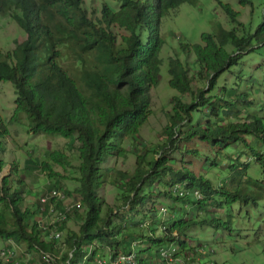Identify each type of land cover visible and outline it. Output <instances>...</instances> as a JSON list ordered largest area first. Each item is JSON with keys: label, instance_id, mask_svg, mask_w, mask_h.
Masks as SVG:
<instances>
[{"label": "trees", "instance_id": "trees-1", "mask_svg": "<svg viewBox=\"0 0 264 264\" xmlns=\"http://www.w3.org/2000/svg\"><path fill=\"white\" fill-rule=\"evenodd\" d=\"M192 1L119 0L117 10L104 4L96 21L84 8L85 0H0V17L10 16L26 34L25 40L12 52L0 50V82L12 83L17 95L16 112L11 121L17 123L26 115L35 135L68 139L69 148L73 150L75 140L80 143L77 159L81 187L74 190L80 200L63 184L67 177L57 171V166L66 169L71 165L65 151L46 152L41 165H27L28 171L21 169V175L15 161L10 164V171L4 173L5 162L0 159V240L8 248L14 246L17 255L25 245L27 253L49 255L59 264H99L100 258L110 264L111 257L122 255L133 256L135 264H194L212 251L208 249L205 253L191 246L189 232L192 229L212 227L232 233L230 221L223 222L208 214L210 208L219 211L223 206L229 210L239 202L250 203L255 196L263 199L260 193L244 185L249 164L232 162L228 169L231 183L235 181V185L222 183L214 187L186 163L178 168L179 160L171 155L177 151L182 155H199L196 148L180 149L184 140L198 139L216 154L230 145L243 143L264 165V153L260 149L264 144V116L246 115L238 110L235 121L225 122L219 119L222 109L219 99L210 95L223 74L241 67L246 55L264 47V24L251 37H239L237 29H219L216 35H201V45H181V50L194 55L200 68L198 77L206 84L201 89H193L194 77L189 76L179 59L170 60L169 85L180 94L191 96V103H184L178 97L173 99L172 112L168 115L170 124L164 132L165 142L155 147L149 145V152L159 155L158 159L146 160L144 154L148 153L144 151L142 155L137 154L133 172H115L112 183L122 190L117 196L118 201L121 196V207L108 205L97 196L109 176V171L101 169L103 162L127 157L128 151L122 142L135 136L137 139L140 128L148 124L152 115L150 91L158 84L159 54L164 44L162 19L168 9ZM241 3L248 5L251 1L241 0ZM219 4L232 23L239 24L240 13L229 4ZM139 30L147 32L146 43L141 42ZM228 46L232 47L230 52L226 49ZM68 66L81 67L80 75L68 73ZM241 96L242 100L230 99L237 104L243 102L247 108L256 107L249 93ZM200 107H209L206 117L213 121L203 126L197 124L184 133L181 126L192 124L193 114L198 113ZM222 113L225 117L230 115L229 111ZM8 136L9 131L0 120L1 155H4V141ZM137 144L139 146L138 141ZM206 162L211 167L217 165L216 160ZM42 173L56 179V184H46L36 196L32 194L33 184L40 181ZM12 174H17L16 183L24 194L12 187ZM162 183L166 188L159 186L158 191L153 190ZM55 189L77 198L86 208V218L79 232L68 226L76 220L81 208L68 214L67 220L59 226V232L64 233L61 241L41 229L38 218L41 200ZM143 189H148V193H143ZM152 196L171 200V214L161 209L157 213V217H161H156L159 222L153 218L156 207L147 215L143 214ZM49 205H58V201L52 200ZM58 208L64 210L62 205ZM122 210L134 218L117 224L121 216L125 217L117 214ZM190 211H196L197 215L189 214ZM199 212L205 214L203 219L199 218ZM140 216L150 223L140 224L141 221L135 219ZM130 237H139L148 244L138 246L134 239L128 240Z\"/></svg>", "mask_w": 264, "mask_h": 264}, {"label": "rangeland", "instance_id": "rangeland-1", "mask_svg": "<svg viewBox=\"0 0 264 264\" xmlns=\"http://www.w3.org/2000/svg\"><path fill=\"white\" fill-rule=\"evenodd\" d=\"M250 1V4L243 5L241 0H193L190 3L180 5L176 9H168L161 22V38L164 44L159 54L161 65L157 74L158 84L150 91L152 115L150 116L149 122L140 128L137 139H135V136L133 138H127L122 142L123 148H126L128 151L127 157L109 158L101 165V169L104 172L107 173L109 171V176L107 183L98 190L97 196L104 199L108 205L113 207L115 205L118 207L122 206V202L120 201L121 196L119 201L117 198L122 193V190L112 183L115 179L116 171L133 172L136 167L137 154L142 155L144 151L148 153L144 154L146 155V160L158 159L159 155L149 152V145L151 144V147H155L165 142L164 132L170 124L168 115L172 112L173 99L176 97L181 98L187 104H190L192 101L191 96L182 95L170 87V60L179 59L186 68L189 76L194 77L193 89H201L206 84V81L203 80L202 82L198 77L200 68L195 61L194 55H189L181 50V45H201V35H216L219 29L225 31L237 29L239 37L243 38L253 36L256 30L264 24V0ZM219 3L229 4L235 12L240 13L239 24L232 23ZM104 4H108L117 10L119 0H85L84 8L89 12V16L97 21L100 19V10ZM117 33L119 35L123 34L121 31H117ZM138 35L141 42L146 43L147 32L139 30ZM25 38L26 34L24 31L19 28L10 16L5 18L0 17V50L12 52L18 43L23 42ZM254 47L257 48L255 42ZM229 48L232 47H226L228 52H230ZM242 61L243 65L241 67L223 74L218 79L216 88L210 93L211 96L219 99L218 104L222 107L219 119L223 118L225 122L235 121L234 116L238 114V110L244 111L246 115L257 114L258 116H264V47L256 53L246 55ZM71 66H68V73L80 75L81 67ZM245 93H249L251 100L256 101V107L247 108V105L243 102L237 104L230 99V97L232 99L238 97V99L242 100L241 95ZM16 99L17 95L13 84L0 82V120L9 131V136L4 141V155L0 154V159H3L5 162L3 168L4 173L10 171V164L14 161L17 163L16 169L18 174L21 175V169L27 168V165H41L45 159L46 152L50 150L65 151L70 157L71 165L66 169L62 166H57V171L67 177V179L63 180V184L68 187L72 195L77 196L74 190L81 187L80 182H78L79 160L77 159V149L80 143L75 140L73 145L75 149L73 150V148H69L70 141L68 139L50 138L43 134L35 135L31 132L32 123L26 115L21 116L17 123L12 122V117H14L12 115L16 112ZM208 109L209 107H200L199 112L193 114L192 124L186 123L181 126L183 127L184 133H187L190 128L197 124L203 126L213 121V119L206 117ZM226 111H229V117L223 115L222 112ZM137 141L139 142V146ZM254 145L257 146V144ZM181 147L180 149L182 150L196 148L199 155H182L180 151L175 152L171 157L179 160L178 168H181L186 163L197 174H203L214 187L222 183H225L227 186H231V184L235 185V181L231 183V172L228 169V166L232 162L239 161L243 164H249L250 169L244 185L251 191L260 193L263 196V199L255 196L250 203L239 202L229 210H226L223 206L219 211L210 208L208 214L215 215L223 222L226 220L230 221L232 233L229 234L227 231L215 230L212 227L192 229L189 232L191 246L195 249L200 248L205 253L208 252V249L212 251L211 254L205 255L194 264H264V165L253 156L249 148L243 143L230 145L220 154H216L213 149L209 150V145L202 143L198 139L193 141L184 140ZM260 149L264 153V144L260 145ZM30 157L35 161H32ZM207 159L216 160L217 165L213 167L209 166L206 162ZM24 171L28 170L25 169ZM17 177V174L11 175V185L19 193L24 194L23 188H20L16 183ZM40 177V181L33 184L34 189L32 194L36 196H38L40 191L44 190L46 184L56 182V179L49 178L46 173L40 174ZM159 186L163 188L165 184H157L153 190L158 191L159 188L157 189V187ZM143 193H148V189H143ZM77 198L75 201L79 202V198ZM151 199L153 203L151 204V200L147 208L144 209L143 214L147 215L152 210V207L157 208V212L153 213V218L156 221H158V217H161L160 215L157 217V213H160L161 209L169 211V214H171L170 199L165 198V196H162V198L160 196L153 198L152 196ZM47 209L45 207V211L38 216L41 229H44L48 223L58 218V215L51 214L50 210ZM1 210L2 207L0 205ZM32 211L37 212V209L32 208ZM118 213L125 217L121 216L117 220V224H120L123 220L134 218L129 214L127 215L124 210ZM77 214L76 220L71 221L68 226L69 229L75 232H79L83 220L86 218V208L83 207ZM189 214L196 216L197 212L192 213L190 211ZM204 217L205 214L199 212V218L203 219ZM135 219L136 221H141L140 224L147 221L144 223V226L150 223L148 219L144 220L142 216L136 217ZM125 224L133 228L129 223ZM130 239H134L136 243L138 242V246L148 244L141 242L139 237H130L128 240ZM138 239L139 241H137ZM2 248L8 247L0 240V249ZM25 250L26 246L23 245L20 254L17 255L18 259H24L25 264H39L42 261L41 254L27 253ZM101 253L102 251L100 249V256Z\"/></svg>", "mask_w": 264, "mask_h": 264}, {"label": "built area", "instance_id": "built-area-1", "mask_svg": "<svg viewBox=\"0 0 264 264\" xmlns=\"http://www.w3.org/2000/svg\"><path fill=\"white\" fill-rule=\"evenodd\" d=\"M52 200H57L58 205H49ZM41 205V213L45 211L46 207L50 210L51 214L58 215V218L48 223L44 229L50 232L51 238H56L58 241L62 240L64 233L59 232V226L67 220L69 213L73 214L75 210L81 207V203L73 200L65 191L55 189L44 196L41 200ZM60 205H62V208H64L66 212L58 208ZM91 250H93V248H91ZM41 259L42 261L39 264H59L49 255L41 254ZM110 259L112 260L110 264H135L133 256L126 257L122 255L114 259L111 257ZM98 263L106 264L101 258L98 260ZM0 264H25V261L22 258H17L16 249L13 246L12 248L0 249Z\"/></svg>", "mask_w": 264, "mask_h": 264}, {"label": "clouds", "instance_id": "clouds-1", "mask_svg": "<svg viewBox=\"0 0 264 264\" xmlns=\"http://www.w3.org/2000/svg\"><path fill=\"white\" fill-rule=\"evenodd\" d=\"M71 198H72L73 200H75V199L73 198V196H71ZM82 207H83V206H82V204H81V207H80V208H81V210H82Z\"/></svg>", "mask_w": 264, "mask_h": 264}]
</instances>
